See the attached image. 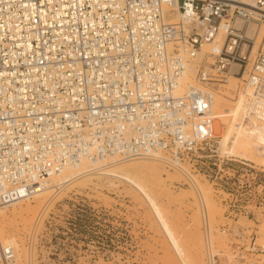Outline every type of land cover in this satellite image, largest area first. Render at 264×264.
Returning <instances> with one entry per match:
<instances>
[{
	"label": "built area",
	"instance_id": "2783aa9c",
	"mask_svg": "<svg viewBox=\"0 0 264 264\" xmlns=\"http://www.w3.org/2000/svg\"><path fill=\"white\" fill-rule=\"evenodd\" d=\"M251 24L264 28V0H0V206L82 159H154L192 183L184 159L213 136V85L239 77L244 112L264 122V31L254 51ZM228 170L214 184L224 216L249 218L251 183ZM252 176L264 209V175ZM232 253L225 264H264V239ZM14 258L0 242V264Z\"/></svg>",
	"mask_w": 264,
	"mask_h": 264
},
{
	"label": "rangeland",
	"instance_id": "374dc122",
	"mask_svg": "<svg viewBox=\"0 0 264 264\" xmlns=\"http://www.w3.org/2000/svg\"><path fill=\"white\" fill-rule=\"evenodd\" d=\"M189 71L186 87L195 85V68ZM241 85L232 77L213 85L227 106L216 115L227 122L225 138L211 153L185 157L192 183L154 159L89 161L91 171L64 177L65 183L47 180L35 188L41 193L0 208L4 240L15 249L11 264H208L207 231L217 264H225L235 243L252 234L263 240L264 209L252 175H264L257 150L264 122L244 112ZM110 167L116 175L105 173ZM227 169L251 183L242 196L251 206L249 218L224 216L214 184Z\"/></svg>",
	"mask_w": 264,
	"mask_h": 264
},
{
	"label": "bare ground",
	"instance_id": "6f19581e",
	"mask_svg": "<svg viewBox=\"0 0 264 264\" xmlns=\"http://www.w3.org/2000/svg\"><path fill=\"white\" fill-rule=\"evenodd\" d=\"M261 31H264V28L263 27H261L260 29H259V31L258 30H256V27L254 26V25H250V27H249V29H248V33L250 34V35H253V34H255L256 36L254 37L255 39H256V42H255V46H254V51H255V49L257 48V46H258V44H259V42H261V40H262V35H263V33H262V35H261V37L259 38V34L261 33ZM219 34L220 35H222L223 34V30H220V32H219ZM207 45V44H206ZM208 45H210V48H211V46H212V44H208ZM204 47V46H203ZM210 48H209V50H210ZM209 50H207V51H209ZM207 51H205L204 49H203V52L200 54V56L199 57H197V59H196V62H194V63H191L188 67H187V69H186V71H185V73L183 74V76L180 78V80H179V86H178V88L175 90V93L177 94V95H180L183 91H185L186 89H188L189 87H186L187 85H189V84H187V83H189V82H187L186 84V86H185V79H186V76L188 75V71L190 70V67H193V68H195V71H196V63L197 62H199L202 58H203V56H204V53H206ZM238 69V65L237 64H233L232 65V70H237ZM190 72V71H189ZM233 79H235L236 80V82L237 81H239L240 79H239V77H237V76H234V75H232L231 76ZM188 80V79H187ZM186 80V81H187ZM191 80V79H190ZM191 83V82H190ZM196 83V82H195ZM192 84V83H191ZM216 91H218V90H212L211 92H212V95H213V99H212V107L214 108V106H216L217 104L219 105V107H217V108H215V109H213V113H214V122H213V136H212V138L209 140V141H207V142H199L198 143V154L199 155H201V156H203L204 155V153H207V152H212V151H215L213 148L217 145V146H219V144L221 145V142L223 141V139L225 138L224 137V134H223V130H222V128H223V124H226L227 122H220L219 120H218V118H217V116L216 115H218V114H221L219 111H223V109H225V108H227V106L226 105H221V104H224V102L223 101H221L219 98L220 97H222L221 95H220V93H217ZM240 95H243L241 92H240V94H239V96ZM230 113V111L228 110V113L226 112V115H228ZM219 116V115H218ZM216 122H220V128H221V133L220 134H216L215 133V127H216ZM262 122V121H261ZM220 138V140H218ZM217 143V144H216ZM216 144V145H215ZM221 148H222V146H221ZM257 150H258V156L260 157V159H261V162L263 161L262 160V154H263V151H264V138L258 143V146H257ZM104 160H107V161H109V160H113V161H116L115 160V157H107L106 159H104ZM104 160H102V161H104ZM130 161V160H129ZM88 162H89V160H87V159H82L80 162H76V163H74V164H72V165H65L64 167H63V169L59 172V173H57V174H53V175H50V176H48L47 178H46V180H45V182L47 181V180H53V179H56V180H59L60 181V183H65V182H67L68 181V179H66L65 181H61L62 180V178H68V176H72V175H78V174H82V173H85L86 171H91V168L88 170V169H86L85 167H88ZM92 162V161H91ZM113 163V162H112ZM101 165H105V164H101ZM107 165H109V164H107ZM134 165H135V163H134ZM149 165V164H148ZM91 166V165H90ZM111 166H113V165H111ZM139 166V165H138ZM142 166H143V164H142ZM151 165H149V167H150ZM158 166V165H157ZM106 167V166H105ZM116 167V166H115ZM152 167H154V166H152ZM151 167V168H152ZM102 168V167H101ZM104 168V167H103ZM107 168V167H106ZM129 168V167H128ZM144 168V167H143ZM146 168H148V167H146V165H145V169ZM85 169V170H84ZM151 170V169H150ZM150 170H149V172H150ZM155 170V169H154ZM98 171H100V170H98ZM103 171V170H102ZM158 171V170H157ZM151 172H154V171H151ZM156 172V171H155ZM105 173H109V174H115L116 175V171H115V168L114 167H110L108 170H107V172H105ZM108 175V174H107ZM118 176V175H117ZM125 177V176H124ZM126 178V177H125ZM127 180L128 181H130L131 183H133V184H135V185H137V186H139V189H144L142 186H140L138 183H136L134 180H132V179H130V178H128L127 177ZM42 192V190L40 189V190H32V192H31V195L33 194V195H37V194H39V193H41ZM146 192V191H145ZM147 193V192H146ZM24 199H26V198H24ZM21 200H23V199H20V200H18V201H21ZM18 201H15V202H13V203H11V204H5V205H1L0 206V208H2V207H4V206H8V205H13V204H15L16 202H18ZM4 235H3V229H2V227L0 226V242L1 243H6L5 242V240H4Z\"/></svg>",
	"mask_w": 264,
	"mask_h": 264
}]
</instances>
